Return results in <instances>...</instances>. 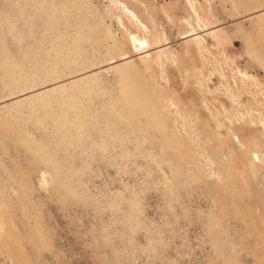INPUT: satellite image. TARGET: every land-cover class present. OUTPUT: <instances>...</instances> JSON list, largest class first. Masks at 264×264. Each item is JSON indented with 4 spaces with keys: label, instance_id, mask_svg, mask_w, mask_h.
Instances as JSON below:
<instances>
[{
    "label": "rangeland",
    "instance_id": "374dc122",
    "mask_svg": "<svg viewBox=\"0 0 264 264\" xmlns=\"http://www.w3.org/2000/svg\"><path fill=\"white\" fill-rule=\"evenodd\" d=\"M0 264H264V0H0Z\"/></svg>",
    "mask_w": 264,
    "mask_h": 264
},
{
    "label": "bare ground",
    "instance_id": "6f19581e",
    "mask_svg": "<svg viewBox=\"0 0 264 264\" xmlns=\"http://www.w3.org/2000/svg\"><path fill=\"white\" fill-rule=\"evenodd\" d=\"M127 7V6H126ZM128 11V10H127ZM128 12H130V11H128ZM130 14H131V12H130ZM131 15H134V14H131ZM145 27V26H144ZM192 33H194L193 31H192ZM188 34H190V33H188ZM188 34H186V35H188ZM185 36V35H184ZM131 38L133 39H131L133 42H134V44L133 45H135L134 47H136V50L138 49V50H140V49H143V48H145V47H147V45H148V41L145 39V38H143V37H139L138 35H136V34H134L133 35V37L131 36ZM146 49V48H145ZM144 49V50H145ZM127 55V54H126ZM122 57H125V56H122ZM113 61V60H112ZM110 62V61H109ZM254 155V154H253Z\"/></svg>",
    "mask_w": 264,
    "mask_h": 264
}]
</instances>
